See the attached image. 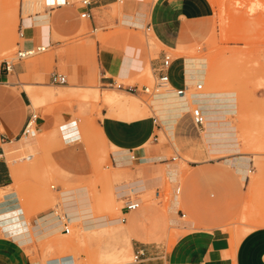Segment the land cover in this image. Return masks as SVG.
I'll use <instances>...</instances> for the list:
<instances>
[{
  "label": "crops",
  "instance_id": "0c3cea01",
  "mask_svg": "<svg viewBox=\"0 0 264 264\" xmlns=\"http://www.w3.org/2000/svg\"><path fill=\"white\" fill-rule=\"evenodd\" d=\"M212 12L209 0H90L87 6L72 0L69 5L48 7L42 14L20 19L19 32L23 37L19 36L18 50L45 49L12 63L8 72L0 71V214H18L16 218L12 216L0 222V264H41L35 259L36 251L32 245L36 241H44L45 238L41 236L49 227L47 222H52L51 230L58 229L49 238L63 233L64 222L72 223L62 200V217L56 210L48 213L30 212L28 215L24 212V200L33 191L31 187H22L21 184L29 182V178L19 175L18 167L8 162L12 161L16 152L11 145L22 140L28 142L35 136L32 132H49L56 123L60 124L61 131L72 118L87 116L89 112L80 101L89 100L79 96L87 90L93 91L97 86L112 87L121 81L117 84L119 89L131 93L129 89L139 87V84L129 82L143 70L149 69L153 75L157 74L163 55L167 54L162 47L182 53L190 28L210 17ZM82 13H87L88 17L82 18ZM144 29L150 33L153 47L141 35ZM157 46L161 49L157 50ZM179 60L172 59L168 70L170 82L174 88L184 84L191 88L194 84L190 85L186 81L185 59L182 64ZM56 75H64L65 82H54L53 77ZM50 87H57L60 92ZM83 88H86L83 92L69 94L72 89ZM169 92L179 99L184 98L179 97L174 90ZM44 96L54 97L55 104L50 109L41 107L36 111L32 102L40 101ZM94 98L106 106L115 105L119 108L117 112L102 109L101 119L96 120L97 125L94 124L97 126L94 131L98 142L106 145L104 163L120 168L123 175L127 176L113 187L116 201L138 198L140 202L139 207L128 213H125L122 205L120 214L125 217L124 221L119 218L118 223L111 224L120 228L114 236L123 241L122 245L128 253L139 255L137 260L129 264H264L263 227L247 228L236 241L221 223L203 225L193 220H182L186 214L180 205L183 204L185 211L191 215L193 208L186 202L187 181L181 182V166L174 162L176 159L170 160L168 153L174 150L193 158L199 155L200 150L203 152L198 148L200 139L197 131L188 128L193 123L191 103L198 99L191 101L187 95L184 98L185 110L166 118L160 110L163 107L156 106V102L152 101L153 95L150 107L154 113H161L159 116L165 121L161 123L153 113L149 116L139 105L130 107V98L120 93H99ZM202 111L205 123L200 137L206 148L203 156L207 155L206 158L192 160L189 165L192 168H212L217 166L215 164L219 167L223 164L241 180H246L251 173L248 157L227 158L215 164L213 159L207 157L233 154L239 151V147L235 128L221 110L213 107ZM32 113L36 114V119L24 138ZM167 121L173 122L170 127L166 126ZM74 123L77 131L73 136L78 137L69 142H65L62 136V139L57 137L48 155L49 161L56 167V175L60 176V171H63L66 175L62 176L72 180L90 175L94 167L84 142H81L77 121ZM162 126L168 133L165 135L169 138L166 144L160 143L158 132L162 131ZM252 152L255 155L264 153L263 139L255 140ZM163 164L166 165V176L179 188L168 206V213L163 210L161 203H144L143 199L136 197L150 189H155L156 199L160 197L162 179L154 172ZM199 179L203 184L208 182L205 176ZM181 184L184 185L183 192ZM57 188L60 193V187ZM76 189L79 191L74 192ZM73 190L76 199L73 205L79 199H86L89 206L84 215L95 217L88 189ZM79 194L83 196L80 198ZM30 199L34 200L33 197ZM104 216L109 218L108 215ZM172 219L177 220V223L172 222ZM79 222L83 229L92 224L91 219L86 218H79L76 223ZM196 224L199 229L175 233L173 238L176 239L169 246L173 236L171 227L195 228ZM78 259L69 253L48 259L45 264H78Z\"/></svg>",
  "mask_w": 264,
  "mask_h": 264
},
{
  "label": "rangeland",
  "instance_id": "374dc122",
  "mask_svg": "<svg viewBox=\"0 0 264 264\" xmlns=\"http://www.w3.org/2000/svg\"><path fill=\"white\" fill-rule=\"evenodd\" d=\"M24 2L25 0H0V62L6 60L15 63L19 60L17 43L20 19L36 13L42 14L48 8L43 0L39 8L36 5L29 8ZM209 3L213 7L211 16L193 24L182 46V53L168 48L162 47V49L171 56V59L180 58L181 64L183 59L188 57L198 56L207 60L208 74L203 81L199 82L202 83V89L194 92V86H192L187 92L189 97L198 99L197 102L191 103V107L197 105L201 110L213 107L221 110L226 120L235 128L239 147V151L233 154L207 157L213 159V163L227 158L248 157L251 173L243 181L232 169H228L223 164L221 167L214 163L217 166L212 168H192L189 165L192 160L206 158L207 155L203 156L206 148L200 137V131L203 128H197L193 123L188 128H194V131H197L200 139L198 148L203 152L200 150L199 155L192 158L187 154L170 150L168 157L170 160L176 158L174 162L181 166V182L187 181L186 202L192 206L193 214L185 211L184 205L181 204L180 209L186 214L182 220H193L203 225L212 222L221 223L227 228L225 230L238 241L247 228H264V153L255 155L252 152V144L255 140H264V0H209ZM141 35L153 47L150 33L146 29L141 32ZM160 49L161 47L157 46V50ZM120 82L118 81L112 87L97 86L94 87L95 90H87L79 95L82 99L89 100H78L89 112L87 116L72 118L71 122L61 128V131L60 124L56 123L49 132L43 134L32 132L35 136L28 142L22 140L20 143L11 145L16 152L13 154L12 161L7 160L9 164L12 162L15 167H18L19 175L29 178V182L21 184L22 187H29V189L31 187L33 191L24 200V212L28 215L30 212L48 213L56 210L62 217V200L68 215L71 216L69 234L59 233L49 238L51 234L58 231V229H50L52 222L49 220L47 222L49 227L44 233H50L43 237L49 239L36 241L32 245V249L36 251L35 259L41 264H45L48 259L69 253L79 258L78 264H129L134 261L133 252L129 254L122 245L123 241L114 236L120 228L111 226L118 223L119 218L122 217L120 208L124 203V201H116L113 187L123 182L127 176L123 175L124 172L120 171V168H113L110 163H104L106 145L98 142L94 131L97 128L96 120L101 119L102 109L117 112L119 108L115 105L106 106L101 100H96L94 95L117 92L130 98V107L139 105L149 116L156 111L154 113L150 107L151 94H131L117 88ZM135 82L139 84V87L152 88L154 86L153 72L149 69L143 70L129 83ZM50 88L60 92L57 87ZM85 90L86 88L72 89L69 94ZM55 102L54 97L44 96L40 101L32 102V107L36 111L41 107L50 109ZM156 115L159 122H165L157 113ZM75 121L82 136L81 142H84L94 167L90 175L72 180L62 176L66 175L63 171H60V176L56 175V167L49 161L48 155L50 146L53 142L56 143L57 137L62 136L65 142L78 137L73 136L77 131ZM172 123L167 121L166 126L170 127ZM158 134L160 143L166 144L169 141V138L165 137L168 133L163 126ZM103 139L106 143L104 135ZM112 147L115 148L113 145ZM165 167V164L160 165L154 172L162 179L160 197L155 198V189L140 193L136 197L143 199L144 203H161L163 210L168 213V206L173 200L177 187L166 176ZM203 176L208 178L206 184L199 179ZM52 186L60 187V193L58 188L56 190ZM74 188L88 189L95 217L84 215L89 206L86 199H79L78 203L73 205V202H76L73 195ZM183 190L184 185L181 192ZM77 191L79 189L74 192ZM82 196L83 194L78 195L80 198ZM30 197L34 200L32 201ZM104 215H108L109 218ZM79 218L80 220L91 219L92 224L83 229L80 222L76 223ZM104 218L107 219L106 222L103 221ZM261 223H263L262 226H260ZM198 226L196 224L195 228L184 229L171 227L173 236L169 246L176 239L173 238L176 236L175 233L199 229Z\"/></svg>",
  "mask_w": 264,
  "mask_h": 264
},
{
  "label": "built area",
  "instance_id": "2783aa9c",
  "mask_svg": "<svg viewBox=\"0 0 264 264\" xmlns=\"http://www.w3.org/2000/svg\"><path fill=\"white\" fill-rule=\"evenodd\" d=\"M120 1V0H119ZM51 5L49 7H59V6H64V5H69L71 4L72 0H50ZM81 6H87L90 4V0H80ZM82 18H87L88 15L87 13H82L81 14ZM19 36L23 37V34L21 32H19ZM45 48L44 47H37L35 49H31V50H18L17 51V58L18 59H23L26 58L28 56L33 55L34 53L38 52V51H43ZM172 63V59L171 56L169 54H164L163 55V59L161 61L160 66L157 68L156 70V75H154V86L152 88H149L147 86H141V87H132L129 89V91L131 93L134 94H138V93H148L151 94L152 96L154 94H157L159 91L162 90H174V92H176V94L179 97H184L186 98L187 96V92H189V88L186 84H184L182 87L180 88H174L170 82L169 79V75H168V70L171 66ZM12 66V63H10L9 61H1L0 62V71L5 70L6 72L10 71ZM54 82L58 83V84H63L65 82V77L64 75H56L55 77H53ZM117 88H120L119 85H117ZM202 89V83H199L197 85H194V92L200 91ZM190 116L192 119L193 124L197 127V128H203L204 122H205V116L201 110V108H199L197 105H192V107L190 108ZM36 119V114H31L29 121L27 123L25 132L27 131V129L32 125L33 121H35ZM176 159V158H173ZM52 188L55 189L54 186H52ZM179 188L177 187L175 189V193H178ZM140 202L138 198H134V199H128L126 201H124L123 203V210L125 211V213L131 212L133 210H135L137 207H139ZM125 217L122 216L121 217V221H124ZM63 233L65 234H69L70 233V227L68 222H64V227H63ZM138 254H136L134 256V259L137 260L138 259Z\"/></svg>",
  "mask_w": 264,
  "mask_h": 264
},
{
  "label": "bare ground",
  "instance_id": "6f19581e",
  "mask_svg": "<svg viewBox=\"0 0 264 264\" xmlns=\"http://www.w3.org/2000/svg\"><path fill=\"white\" fill-rule=\"evenodd\" d=\"M43 1H45L47 3V6L48 7L51 5L50 0H43ZM41 2H42V0H25L24 4H26L29 8L33 7V5H36V7L39 8L41 6ZM208 67L209 66L207 64V60L204 59V58H202V57H198L197 56V57H188V58H186L185 59V75H186V81H187V83L190 84V85L191 84H194V85L199 84V82H201L202 79L206 76ZM263 81H264V79H263ZM188 88H189V86H188ZM170 90H162V91H159L157 94H154V98L152 100L153 102L154 101L156 102V106L157 105H160V106L163 107V109H160V110H162L161 112L164 114V117H166V118L173 117L174 115H178V113L180 111L185 110V108H186V101L184 100V98H180V99L177 98V96H174L173 94H171L169 92ZM195 98H191V101L192 100L194 101ZM154 115L157 117L156 114H154ZM27 136H28V131H26L24 138H26ZM249 170L251 171L250 165H249ZM2 213L0 214V222H4V220L9 219L12 216H14V215H11V213H6V214H2ZM16 215H18V214H16ZM172 222L177 223V220H173L172 219ZM5 225H6V223H5ZM49 233L50 232L44 233L41 237H45Z\"/></svg>",
  "mask_w": 264,
  "mask_h": 264
}]
</instances>
